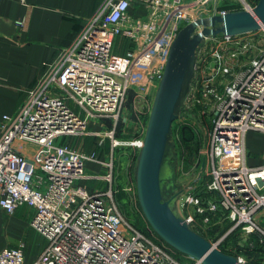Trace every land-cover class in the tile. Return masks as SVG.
Returning <instances> with one entry per match:
<instances>
[{
    "label": "built area",
    "instance_id": "2783aa9c",
    "mask_svg": "<svg viewBox=\"0 0 264 264\" xmlns=\"http://www.w3.org/2000/svg\"><path fill=\"white\" fill-rule=\"evenodd\" d=\"M133 1L146 3L143 15L129 12ZM226 1L103 0L18 110L0 117V209L11 214L22 204L32 207L30 226L46 238L31 264H183L124 218L114 197L112 161L80 153L59 139L85 134L93 118L116 120L128 95L151 102L178 32L195 21H188L194 6L199 16L211 17L251 12L257 3ZM246 34L204 39L213 43L204 82L229 75L231 61L254 49ZM117 38L121 53L114 49ZM243 68L219 88L206 85L201 92L214 102L206 185L213 198L203 203L187 193L178 200V209L185 212L180 214L192 228L206 229L201 223L207 225L215 215L230 222L223 235L210 241L217 248L237 228L264 242V164L248 166L245 148L248 131L264 133V49ZM142 141L135 145L141 147ZM87 161L107 172L85 174ZM95 178L104 187L89 190L84 182ZM186 206L193 211H185ZM0 264H25L24 244L3 248Z\"/></svg>",
    "mask_w": 264,
    "mask_h": 264
},
{
    "label": "rangeland",
    "instance_id": "374dc122",
    "mask_svg": "<svg viewBox=\"0 0 264 264\" xmlns=\"http://www.w3.org/2000/svg\"><path fill=\"white\" fill-rule=\"evenodd\" d=\"M233 2L234 0L226 1V3ZM192 10L194 12V17H188V21L192 19L197 21L209 18L207 14L199 16V11L196 12L195 6ZM188 23H186V25ZM200 28L201 27H198L195 31H199ZM246 36L250 38V40L253 39L254 44H252V46L254 49H250L241 54L238 59L232 60L230 74L223 78L219 77L215 81L212 80L213 83L211 84L209 83L210 81L204 82L203 77L210 69L208 66L211 59L207 57V54L213 43L206 39L204 40L205 42H201L195 50L193 76L184 99L183 108L180 112L181 115L173 121L171 127L172 151L174 158L170 161L173 163L175 162V184L183 189V192L179 197V203L187 193H192L194 195L197 194L203 203H206L207 200H212L213 198V194L207 191L206 185L209 180L210 171V144L214 102L211 96L204 97L201 95V92L206 85H208L209 88L211 86L219 88L222 85V81H229L239 75L243 71L244 64L248 59L259 53L261 49H264L263 30H258L254 34L249 32ZM255 36L257 37L256 39L253 38ZM121 41L120 38L115 40V52L118 51L121 53L122 50H117ZM196 99H198V101H196ZM152 102L153 99L151 102H144V100H139V98H134L133 96L128 95L121 110L117 114L116 120L111 118H93L96 119L95 123L103 124L102 127H105L103 132L100 134L89 135V131L87 130L85 134L66 136L61 139V141L68 142L73 149L80 153H101L100 159H105L107 161L111 160V170L113 175L112 184L113 188L116 190L114 197L124 218L138 228L145 229V233L151 239L159 244L165 245L168 251L183 264H201L200 261L182 254L165 243L149 226L138 203L134 182V169L140 147L136 146L135 142L142 139L144 136L143 134L145 133ZM251 133H255L251 136V144L253 150H255L254 153H252V156L255 157V163H260L261 153H263L264 139H262L257 131H252ZM99 142L102 143L100 147L98 146ZM87 163L88 162H86L84 166L85 174H87L88 166L90 164L89 163L87 166ZM105 172H107L106 168ZM39 173L43 174L42 172ZM90 184L91 182H84L86 187H89ZM179 210L181 211L180 208ZM182 210H184V207H182ZM185 211L192 212L193 206H186ZM181 212L185 214V212ZM260 219L262 226H264V213ZM221 221L222 220L216 217L215 222ZM198 223L201 222L198 221ZM201 224L204 228L206 227L205 224ZM198 229L202 231V229ZM234 231H236V237H238L237 244L241 247L247 241L249 235L242 233L238 228ZM219 246L220 245H218V248ZM238 257H241L245 262L247 260L243 255H239ZM260 264H264V259H260Z\"/></svg>",
    "mask_w": 264,
    "mask_h": 264
},
{
    "label": "water",
    "instance_id": "95a60500",
    "mask_svg": "<svg viewBox=\"0 0 264 264\" xmlns=\"http://www.w3.org/2000/svg\"><path fill=\"white\" fill-rule=\"evenodd\" d=\"M201 27L199 31H195ZM264 27V0L252 11L235 10L185 25L177 34L154 94L134 169L140 209L154 232L169 246L201 264H247L197 233L178 209L183 189L175 184L171 127L181 114L195 65V50L206 37L240 35Z\"/></svg>",
    "mask_w": 264,
    "mask_h": 264
},
{
    "label": "crops",
    "instance_id": "0c3cea01",
    "mask_svg": "<svg viewBox=\"0 0 264 264\" xmlns=\"http://www.w3.org/2000/svg\"><path fill=\"white\" fill-rule=\"evenodd\" d=\"M102 2L25 0L20 3L18 0H0V117L18 110L28 91L37 85L62 51L72 43ZM145 7V2L133 1L129 12L143 15ZM95 120L88 122L89 135L100 134L105 129ZM252 131L256 130L248 131L245 137L246 163L258 167L264 164V142L261 161L255 163L252 156L255 150L251 144V136L255 133ZM257 133L264 139V133ZM101 144L99 142L98 146ZM99 155L101 157V153ZM87 162V166L90 163L88 175L98 176L105 172L103 165ZM89 182V190L104 186L103 181L96 178L86 181ZM33 213L34 209L26 204L18 206L11 214L0 209V251L23 243L25 264H31L46 245V238L30 226Z\"/></svg>",
    "mask_w": 264,
    "mask_h": 264
},
{
    "label": "trees",
    "instance_id": "16d2710c",
    "mask_svg": "<svg viewBox=\"0 0 264 264\" xmlns=\"http://www.w3.org/2000/svg\"><path fill=\"white\" fill-rule=\"evenodd\" d=\"M216 217L217 215L211 216L209 223L206 225L207 228L204 229V232L203 230L201 231L199 229H196L195 227H193V229L209 241L218 239V237L223 235L229 229L230 222L227 220L215 222ZM199 218L200 216L198 217V219ZM234 230L235 229L231 230L221 240L219 249L235 257L243 255L247 259L245 262L247 264H260V259H264V243L259 242L256 235L250 234L244 245L240 247L237 244L238 237H236V231Z\"/></svg>",
    "mask_w": 264,
    "mask_h": 264
}]
</instances>
